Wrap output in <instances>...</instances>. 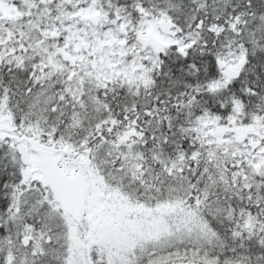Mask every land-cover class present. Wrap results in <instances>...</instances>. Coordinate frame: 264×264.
Segmentation results:
<instances>
[{
  "label": "snow or ice",
  "instance_id": "1",
  "mask_svg": "<svg viewBox=\"0 0 264 264\" xmlns=\"http://www.w3.org/2000/svg\"><path fill=\"white\" fill-rule=\"evenodd\" d=\"M0 264H264V0H0Z\"/></svg>",
  "mask_w": 264,
  "mask_h": 264
}]
</instances>
